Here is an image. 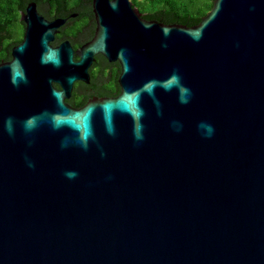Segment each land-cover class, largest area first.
Instances as JSON below:
<instances>
[{
    "label": "water",
    "instance_id": "obj_1",
    "mask_svg": "<svg viewBox=\"0 0 264 264\" xmlns=\"http://www.w3.org/2000/svg\"><path fill=\"white\" fill-rule=\"evenodd\" d=\"M92 11L74 50L28 3L0 63V264H264V0H213L193 27ZM97 54L120 94L70 108Z\"/></svg>",
    "mask_w": 264,
    "mask_h": 264
},
{
    "label": "trees",
    "instance_id": "obj_2",
    "mask_svg": "<svg viewBox=\"0 0 264 264\" xmlns=\"http://www.w3.org/2000/svg\"><path fill=\"white\" fill-rule=\"evenodd\" d=\"M130 1L141 13V17L147 21H156L165 25L178 24L186 27L199 24L213 5V0ZM31 2L36 4L37 11L44 18L52 20L65 18L76 12L87 14L91 10L92 0H0V63L9 60L12 48L21 42L24 24L20 21V13ZM73 21L75 22V20ZM76 26L78 27V25ZM76 30L70 33L73 37L79 32ZM65 34L68 35V33ZM66 35L55 36L51 44L58 45L68 38ZM71 43L75 42L71 41ZM74 45L79 46V43Z\"/></svg>",
    "mask_w": 264,
    "mask_h": 264
},
{
    "label": "flooded vegetation",
    "instance_id": "obj_3",
    "mask_svg": "<svg viewBox=\"0 0 264 264\" xmlns=\"http://www.w3.org/2000/svg\"><path fill=\"white\" fill-rule=\"evenodd\" d=\"M63 19H66V22L58 30L56 36H65V33H68V35H66L68 38L63 41H69L74 50L87 44L94 38L96 22L92 11V3L91 10L87 14L83 15L76 12ZM73 20H75V22ZM75 24L78 25L80 29ZM74 30H79L75 37L70 34L74 32ZM71 41L79 43V46H75V43L72 44ZM74 60L76 61L77 58L74 57ZM120 71V64L118 61H109L101 54L95 55L88 68V82H75L70 97L65 99V104L70 108L80 109L91 100L112 99L117 97L120 94V86L118 83ZM54 86L58 89V86Z\"/></svg>",
    "mask_w": 264,
    "mask_h": 264
},
{
    "label": "clouds",
    "instance_id": "obj_4",
    "mask_svg": "<svg viewBox=\"0 0 264 264\" xmlns=\"http://www.w3.org/2000/svg\"><path fill=\"white\" fill-rule=\"evenodd\" d=\"M178 79H179L178 76L174 74V75L172 76V80H171V82H178ZM182 92L184 93V95L181 96V102L186 103V102H187V94H188V93H187V90H186V89H182ZM34 125H35V118H30V119L27 121L25 127H26L27 130H31V129L34 127ZM200 127L203 128V129H205L206 132H207L209 135H211V133L213 132V129H212V127H211L210 125H207V124H203V123H202V124L200 125ZM7 129H8L9 132L12 131V128H11V120H9V121L7 122ZM137 138H140L139 135H137ZM67 175L71 178V177H73L75 174H74V173H68Z\"/></svg>",
    "mask_w": 264,
    "mask_h": 264
}]
</instances>
